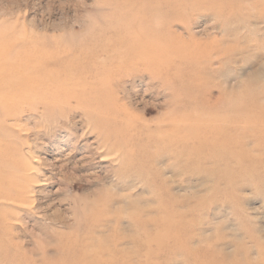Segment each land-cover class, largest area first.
Segmentation results:
<instances>
[{"label": "rangeland", "instance_id": "1", "mask_svg": "<svg viewBox=\"0 0 264 264\" xmlns=\"http://www.w3.org/2000/svg\"><path fill=\"white\" fill-rule=\"evenodd\" d=\"M111 30L151 63L97 66ZM9 165L0 264H264V0H0Z\"/></svg>", "mask_w": 264, "mask_h": 264}, {"label": "bare ground", "instance_id": "2", "mask_svg": "<svg viewBox=\"0 0 264 264\" xmlns=\"http://www.w3.org/2000/svg\"><path fill=\"white\" fill-rule=\"evenodd\" d=\"M152 7H153V10L158 9L156 4ZM132 23L133 22H128V21L124 22L126 26ZM111 31H112L110 32L112 34V36H110L111 39L104 38L103 40H101L100 46L97 48L99 52L98 54L100 55V57H102L100 59L102 62L97 64V66L104 68L105 66L109 67L113 65L115 66L118 65L119 67H122L123 65H130L134 63H141L142 65L144 64L148 65L149 63H151L154 57H152L149 54V51H150L149 48L146 45H144V43H142L139 37H135V36L132 37V35L128 36L127 34H124V31L122 32V35H121V31H118V32L115 30H111ZM113 34L117 36L118 38L117 40H114L112 38ZM147 107L146 106L142 107L143 108L142 110L144 112H147L148 110ZM85 120H88V118L85 117ZM209 126L211 125H207V124L202 125L204 129L210 128ZM102 127L106 128L107 126L102 125ZM212 127L213 126H211V129L213 130ZM132 129H133L132 126L127 127V128L126 126H124L122 127L121 130H119V132L121 135H123V133H128ZM119 132L116 133V136L119 135ZM127 149L128 148L126 146V143L123 142L121 139H118L115 137L111 141V139L108 136H104L103 140L99 143V147L97 148V150L99 151V154H103L104 157L115 155L116 153L120 154L116 156V158L113 160L114 162H118V163L123 161L125 157L127 158V152H128ZM121 150L125 152L121 153ZM25 171L27 170H25V168L21 166L13 167L11 165L10 167L9 165L7 171H4V168L1 169L0 167V201L17 203V204L24 205V206L27 204V201H28L27 199L29 198L26 195L29 194L30 186L27 185L26 183L28 181L30 182V180L34 178L32 176H28L24 174L23 172ZM19 173L21 175L20 177L18 176ZM21 182L25 184L21 185ZM136 222L138 223V220H136ZM0 224L7 225L6 222H4V220H0ZM122 240L123 238L122 239L116 238L115 244L118 245L119 243L120 245Z\"/></svg>", "mask_w": 264, "mask_h": 264}]
</instances>
